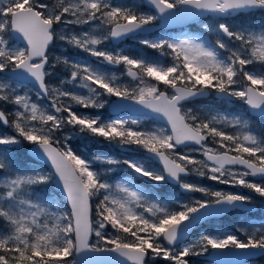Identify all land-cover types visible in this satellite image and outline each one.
<instances>
[{"label":"snow or ice","instance_id":"6c2138e0","mask_svg":"<svg viewBox=\"0 0 264 264\" xmlns=\"http://www.w3.org/2000/svg\"><path fill=\"white\" fill-rule=\"evenodd\" d=\"M255 12L264 0H0V103L14 106L0 108L11 129L0 133V264L264 256V223L189 240L255 203L190 176L264 203V130L252 127L264 121V25L237 22ZM189 21L198 33L162 30ZM129 39L142 48L121 47ZM92 145L106 151L80 150Z\"/></svg>","mask_w":264,"mask_h":264},{"label":"rangeland","instance_id":"374dc122","mask_svg":"<svg viewBox=\"0 0 264 264\" xmlns=\"http://www.w3.org/2000/svg\"><path fill=\"white\" fill-rule=\"evenodd\" d=\"M247 16L249 18L252 17L256 21H258V20L264 18V13L255 12L254 14L247 15ZM242 19H245V16H242V17L238 18L237 22L245 24L244 23L245 21L242 22ZM197 27H198V25L195 24V26L193 28L195 29ZM173 31H175V29L172 30V31L163 30V32L171 33L173 35H180V34H182V32H184V31H181V32H173ZM156 34L158 35V34H160V32L158 31ZM63 47H64L63 42L57 41V46L54 47L51 50V54L53 56L60 55L61 54V49ZM121 47L131 48V49L142 48V46L139 45L138 41L132 40V39L124 41V43L121 45ZM148 50H150V49H144L145 52H147ZM73 51H77L78 52V50H69V55H71ZM150 51H152V50H150ZM152 53H153L154 56L157 55L153 51H152ZM79 55L86 56L87 54L79 53ZM91 59H95V58H91ZM33 98H34V94H33ZM198 104L200 106H213V107L217 108L218 110H220L221 112H225L223 109H221L219 107L224 105L226 107L225 109H229L228 111H235V108L240 105V102L236 101L235 105H227V104H223V103H218V102L214 101L211 98L209 100L199 101ZM1 106L6 111H11L12 108L14 107L13 105H6V104H3V103H0V108H2ZM187 107H195V105L189 104V105H187ZM121 115L128 116V114H126V113H121ZM142 123L144 124L145 127H156V126H158L154 121H152L150 119H146V118L143 119ZM252 127L254 129H256V130H264V121H262V120L258 119L257 117L253 116L252 117ZM1 132L2 133H4V132L11 133V129L9 130V128L0 126V133ZM78 146H80V141L73 140L72 141V147L76 148ZM209 146L218 148V145H214L211 142H209ZM25 147L27 148L28 145L25 144V145L19 146L16 149L17 150H22L23 149V151H25L26 150ZM95 149L99 150V151L94 152ZM80 150L81 151H85L86 150L90 155H94V154L106 151V149L98 147V146H95V145H92V146L88 147L87 149L81 148ZM192 154L194 156H196L197 158H203V157L200 156L199 153L194 152ZM19 158H20L21 162H27V161H29L31 159L26 154H25L24 157H19ZM187 179H189L192 182H202V183L207 184V185H213L217 189H224V190H227V191L240 192V193H243V194L252 195L254 197V200H255L254 204H256L258 206H261L260 198L257 197L256 194L251 193L250 190H248V189H243V188H240V187L229 188L226 185H219V184H216L215 182L208 181L206 178H200V177H197L195 175L190 176ZM195 195L198 196L199 194H195ZM249 217L251 219H248ZM262 223H264V211H262L261 209L256 211L255 213L234 211V212H230V213L226 214L223 217H220V218H217V219H213L209 223H205V224L201 225L200 227L194 229V231L189 236V240L191 241V240L195 239L201 232L206 231V230L207 231H214L216 229H222L224 231H233V232H235L237 228L249 227V230H251V226H257L258 227ZM237 234L239 235L238 232H237ZM199 258H200L199 256L189 257V259L191 261V264H214L212 261H208V260H205V259L203 260V258L202 259H199ZM161 264H163V262H161ZM249 264H264V256L260 257L258 260H256V259L250 260Z\"/></svg>","mask_w":264,"mask_h":264},{"label":"water","instance_id":"95a60500","mask_svg":"<svg viewBox=\"0 0 264 264\" xmlns=\"http://www.w3.org/2000/svg\"><path fill=\"white\" fill-rule=\"evenodd\" d=\"M190 22L191 21H189L188 23H190ZM180 26H184V25L183 24H179V23H174V24L163 25L162 28H174V27H180ZM122 110H128V112L130 114L139 115V113L134 112L131 109H122ZM26 153L30 156L29 147L26 149ZM262 208L264 209V203H262ZM255 209H256V206L255 205H251L247 211H253ZM199 257L203 258V259L211 260L215 264H217V262H218V264H228V260H229V257H227L226 255L216 254V253H214L213 256L202 255V256H199Z\"/></svg>","mask_w":264,"mask_h":264},{"label":"trees","instance_id":"16d2710c","mask_svg":"<svg viewBox=\"0 0 264 264\" xmlns=\"http://www.w3.org/2000/svg\"><path fill=\"white\" fill-rule=\"evenodd\" d=\"M244 18V17H243ZM245 21V22H244ZM242 22H244L245 24L247 25H250V26H253V27H259L261 25H264V18L263 19H260L258 21H256L254 18H249L247 15L245 16V19H242ZM2 107V106H1ZM3 108V107H2ZM4 109V108H3ZM0 126H2L0 124ZM3 127V126H2ZM2 133V132H1ZM16 150V149H15ZM17 152V155H18V158L19 157H24L25 156V152L23 151V149L20 151V150H16ZM20 159V158H19Z\"/></svg>","mask_w":264,"mask_h":264},{"label":"flooded vegetation","instance_id":"af4514ba","mask_svg":"<svg viewBox=\"0 0 264 264\" xmlns=\"http://www.w3.org/2000/svg\"><path fill=\"white\" fill-rule=\"evenodd\" d=\"M260 257H258L256 260H258Z\"/></svg>","mask_w":264,"mask_h":264}]
</instances>
